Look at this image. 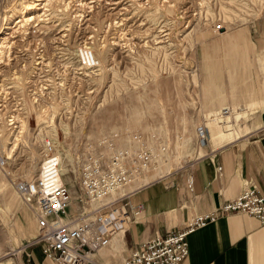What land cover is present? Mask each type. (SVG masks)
<instances>
[{"label": "rangeland", "instance_id": "rangeland-1", "mask_svg": "<svg viewBox=\"0 0 264 264\" xmlns=\"http://www.w3.org/2000/svg\"><path fill=\"white\" fill-rule=\"evenodd\" d=\"M262 18L264 0H0V263L37 237L14 181L39 172L46 140L62 154L76 210L87 145L111 133L120 146L143 134L156 153L167 147L116 197L196 158L200 125L213 145L248 132L252 109L201 112L196 52L206 27Z\"/></svg>", "mask_w": 264, "mask_h": 264}, {"label": "crops", "instance_id": "crops-1", "mask_svg": "<svg viewBox=\"0 0 264 264\" xmlns=\"http://www.w3.org/2000/svg\"><path fill=\"white\" fill-rule=\"evenodd\" d=\"M196 54L201 112H216L226 105L252 109L250 130L213 145L208 129V140L199 143L196 158L130 193L125 188L124 194L141 204L142 211L128 231L94 254L92 264H123L147 241L187 226L247 188L264 194V18L223 34L206 27ZM188 242L189 255L182 264H264V224L247 213L222 214L197 228ZM14 247L6 242L2 250ZM20 247L7 264H57L44 255L40 244Z\"/></svg>", "mask_w": 264, "mask_h": 264}, {"label": "built area", "instance_id": "built-area-1", "mask_svg": "<svg viewBox=\"0 0 264 264\" xmlns=\"http://www.w3.org/2000/svg\"><path fill=\"white\" fill-rule=\"evenodd\" d=\"M224 21L215 26L217 32L227 29ZM198 133L206 143L207 125H200ZM120 137L114 132L87 145L79 167L81 195L76 210L70 187L60 178L62 154L51 140H46L42 149V169L32 179L14 181L19 196L37 216L39 230L30 244H40L44 255L57 264H92L94 254L115 235L128 231L142 211V205L130 202L129 196L113 197L114 193L158 167L167 147L160 146L156 153L143 134H134L129 145L120 146ZM233 212L255 216L264 224V194L247 188L215 211L196 216L187 226L147 241L123 264H182L189 255L188 236Z\"/></svg>", "mask_w": 264, "mask_h": 264}, {"label": "bare ground", "instance_id": "bare-ground-1", "mask_svg": "<svg viewBox=\"0 0 264 264\" xmlns=\"http://www.w3.org/2000/svg\"><path fill=\"white\" fill-rule=\"evenodd\" d=\"M34 6V5H33ZM32 6H31V3L28 5V7H26V8H29V9H33V8H31ZM245 110V108H242V112ZM136 125V124H135ZM137 126V125H136ZM140 128V127H139ZM138 128V129H139ZM133 131V130H132ZM228 142H230V141H228ZM1 163H3V161H1ZM42 163H43V160H42ZM42 169V164H41V167H40V170ZM39 170V171H40ZM60 178H61V180H62V171H61V173H60ZM63 181V180H62ZM69 187V186H68ZM102 249V248H101ZM99 251V250H98Z\"/></svg>", "mask_w": 264, "mask_h": 264}]
</instances>
